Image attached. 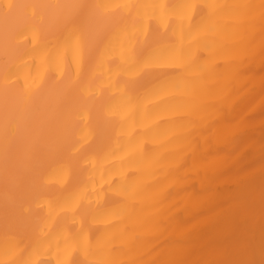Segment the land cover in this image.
Masks as SVG:
<instances>
[{"label": "bare ground", "instance_id": "1", "mask_svg": "<svg viewBox=\"0 0 264 264\" xmlns=\"http://www.w3.org/2000/svg\"><path fill=\"white\" fill-rule=\"evenodd\" d=\"M76 2L108 5L111 12L106 26L84 25L79 50L66 49L68 35L47 19L41 21L39 8L35 16L33 9L21 7L4 18L8 3ZM246 2L259 0H0V113L6 92L10 98L30 92L39 107L28 127L10 140L7 168L0 127V264H85L90 257L66 246V237L83 233L94 244L126 231L129 240H143L152 236L154 216L163 225L160 240L190 231L200 245L215 238L209 218L226 207L227 195L238 191L242 168L255 171L258 194L264 137L259 55L245 61L241 75L233 78L228 45L241 37L228 32L222 46L212 50L215 67L203 82L201 101L216 107H208L198 124L207 143L200 141L195 160L169 142L180 131L182 112L166 111L171 98L153 94L161 73L178 81L187 74L173 65L145 66L150 53L173 42L180 46L179 33L171 31L179 22L173 6ZM125 4L160 7L137 14L121 7ZM223 19L234 24L230 17ZM175 95L176 102L183 99L182 92ZM240 120L245 125L236 135L230 121ZM248 143L255 145L251 152L244 151ZM130 183L142 189L134 202L123 192ZM161 192L163 212L157 215L154 205ZM256 207L258 237V195ZM13 237L23 238L24 244L14 246ZM6 241L11 252H6ZM117 246L126 250L127 241L118 239ZM159 253L138 247L135 258L153 260ZM200 256L197 249L190 258Z\"/></svg>", "mask_w": 264, "mask_h": 264}, {"label": "snow or ice", "instance_id": "2", "mask_svg": "<svg viewBox=\"0 0 264 264\" xmlns=\"http://www.w3.org/2000/svg\"><path fill=\"white\" fill-rule=\"evenodd\" d=\"M21 7L33 9V16L36 15L35 9H41L39 17L41 21L47 19L54 23L58 30L68 35L67 50H73L74 47L76 50L80 49L85 24L90 27H101L111 22L110 6L86 2L29 6L8 3L5 6V20L7 21L14 11ZM121 7L127 9L129 13L137 10L139 14L140 9H155L160 6L125 4ZM173 8L178 10L176 15L179 22L173 25L171 31L174 35L179 33L180 46L177 47L173 42L158 52L150 53L145 58V66H151L153 63L159 66L173 65L187 74L178 81L169 73H161L162 79L153 89V94L162 100L171 98L170 102L164 105L166 111L182 112L184 118L177 125L180 131L169 142L179 144L180 152H190L195 160L200 141L203 139L207 143L204 132L198 124L203 121V113L208 107H216L215 104L207 105L201 101V97L206 94L203 82L215 67L216 57L212 50L222 46L226 33L233 32L241 37L228 45L234 60L233 78L239 77L245 61L254 59L256 55H259L261 62L264 63V0H259L258 3L235 4L186 3L175 5ZM226 16L234 20L232 26L224 23L223 18ZM257 36L259 37L258 50ZM204 52L209 54L204 56ZM261 87L264 88V78L261 80ZM177 92H182L183 96L179 102H176ZM227 97L228 94L225 92L221 100L226 101ZM38 110L39 107L30 92L22 90L12 98L7 92L5 93L3 110L0 113V127H2L5 141L6 168L10 140L28 127L34 111ZM230 123L237 130L235 134L240 135L239 130L244 127L245 121H230ZM261 127L264 128V123ZM254 147V143H248L244 151L251 152ZM260 151L262 153L259 170L261 184L258 194L254 184L255 171L251 166L242 168L236 179L239 185L238 191L227 195L226 207L222 208L216 216L209 218V222L216 226V236L212 240L197 245L190 231L182 232L174 239L160 240V235H163L161 231L163 225L154 216L152 217V236L147 239L142 240L137 236L129 240L125 231L120 236L101 237L93 244L83 233H76L65 238V245L90 257L85 264H264V137L261 139ZM235 159L239 160L240 155H237ZM141 190L140 185L130 183L125 184L123 192L127 200L134 202ZM257 195L259 199L258 237ZM164 198L165 194L161 192L154 205L157 207V215L163 212L160 206L163 205ZM219 216L224 217L222 223L217 222ZM118 239L127 241L126 250L117 246ZM13 241L14 246L17 247L24 244L23 238L13 237ZM138 247L148 248L149 252H156L159 249V256L148 261L138 260L135 258ZM197 249L201 253L200 258H190L193 251ZM11 251L12 248L7 247L6 241V252ZM257 253H259V259H257ZM121 255L129 258L122 259ZM24 264H31V262L25 261ZM69 264H77V262L73 260Z\"/></svg>", "mask_w": 264, "mask_h": 264}]
</instances>
